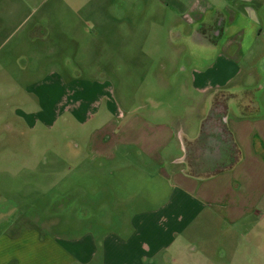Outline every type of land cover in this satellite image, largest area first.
<instances>
[{
	"label": "crops",
	"instance_id": "0c3cea01",
	"mask_svg": "<svg viewBox=\"0 0 264 264\" xmlns=\"http://www.w3.org/2000/svg\"><path fill=\"white\" fill-rule=\"evenodd\" d=\"M256 1L215 8L190 36L200 60L211 53L209 64L189 75L186 69L172 75V65L163 89L153 90L162 97L151 100L157 105L117 103L113 87L94 83L62 90L45 118L36 113L31 129L39 120L53 126L63 111L84 127L104 121L97 120L83 150L71 146L67 167L22 166L10 184L0 180V216L8 217L0 221V264H159L203 222L227 223L264 242V0ZM177 78L184 80L178 91L184 104L160 106ZM252 80L261 81L258 88ZM85 105L89 111L82 112ZM191 151L202 159L190 160ZM8 161L0 155V175L12 170ZM18 179L33 193L58 198L45 210L50 217L39 213L34 226L15 232L23 214L8 215Z\"/></svg>",
	"mask_w": 264,
	"mask_h": 264
},
{
	"label": "rangeland",
	"instance_id": "374dc122",
	"mask_svg": "<svg viewBox=\"0 0 264 264\" xmlns=\"http://www.w3.org/2000/svg\"><path fill=\"white\" fill-rule=\"evenodd\" d=\"M228 1L0 0V155L8 157L12 168L0 180L10 184L9 175L18 176L15 170L22 166L67 167L71 146L83 150L99 129L95 123L104 121L100 117L84 127L73 113L63 110L53 126L39 120L30 128L36 113L45 118L44 111L51 109L62 90L95 83L98 89L113 87L117 103L151 108L157 105L151 100L162 98L153 90L163 89L164 73L166 77L171 74L172 65V75L205 68L211 53L203 55L208 60H200L190 36L214 17L219 4ZM195 4L198 10L193 9ZM202 8L208 12L200 13ZM143 57L156 62L145 63ZM164 57L176 59L175 63H164ZM172 81L175 85L165 96L166 105L160 106L178 109L184 104L178 93L184 80ZM251 82L258 88L261 81ZM86 110L85 105L82 112ZM20 111L26 120L17 116ZM104 113L102 103L99 114ZM200 158V151L194 156L190 153V160ZM23 181L12 182L18 190L9 202L8 216L23 214L15 232L34 226L31 218L39 213L50 217L45 210L58 198L52 192L33 193L34 186L22 187ZM61 214L66 215V209ZM5 219L0 216V221ZM194 227L177 239L166 262L159 264H264V242L254 233L233 232L222 222Z\"/></svg>",
	"mask_w": 264,
	"mask_h": 264
}]
</instances>
